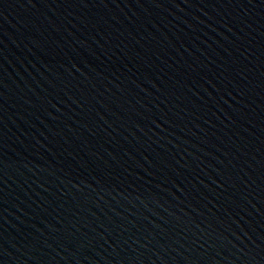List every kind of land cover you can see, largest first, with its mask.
I'll return each instance as SVG.
<instances>
[{"label":"water","instance_id":"95a60500","mask_svg":"<svg viewBox=\"0 0 264 264\" xmlns=\"http://www.w3.org/2000/svg\"><path fill=\"white\" fill-rule=\"evenodd\" d=\"M264 97V0H0V264H205Z\"/></svg>","mask_w":264,"mask_h":264}]
</instances>
